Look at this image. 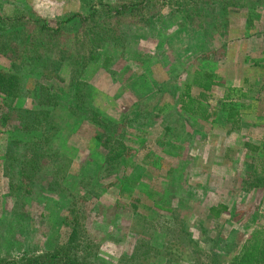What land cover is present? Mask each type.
<instances>
[{"label": "rangeland", "instance_id": "1", "mask_svg": "<svg viewBox=\"0 0 264 264\" xmlns=\"http://www.w3.org/2000/svg\"><path fill=\"white\" fill-rule=\"evenodd\" d=\"M104 1L127 0L88 4ZM239 2L152 0L111 22L62 26L66 81L46 82L56 104L33 118L45 123L41 141L4 150L23 116L14 108L38 109L31 74L20 98L0 93L1 258L51 253L71 235L87 264L228 263L264 223V0ZM15 10L50 26L86 13L81 0H0L1 15ZM22 41L0 33L1 68L25 57ZM78 54L89 55L84 65ZM195 69L222 84L207 121L182 109ZM227 87L236 130L226 122ZM117 142L127 155L108 173L104 147ZM219 204L226 210L214 218Z\"/></svg>", "mask_w": 264, "mask_h": 264}, {"label": "trees", "instance_id": "2", "mask_svg": "<svg viewBox=\"0 0 264 264\" xmlns=\"http://www.w3.org/2000/svg\"><path fill=\"white\" fill-rule=\"evenodd\" d=\"M84 2L85 14L78 12L71 14L65 21L56 23L55 26L48 25L45 20L37 14H31L28 16L22 12L13 11L12 14H0V33L17 34L23 39L22 44L27 47L26 55L17 64H12L9 69L0 67V93L4 96L11 98H20L24 81L29 74L34 78V84L36 88V106L38 109L29 110L22 106H19L15 112L23 114L19 118V121L12 123L9 128L8 136L5 137L4 142L6 149H15V146L22 147L26 145L27 141L35 140L39 138V134L42 135L44 129H46L45 123L35 124L32 122L33 118H38L44 114V111H48V108L53 107L56 104L53 95L49 92L47 81L63 82L65 80L63 76V68L65 67L66 50L61 45L62 26L72 20H79L80 27L86 26L89 22H96L99 20H106L111 22V19H115L116 16L124 14L127 11H135L145 7L152 0H127L112 4L104 1L99 2L96 5L88 4L89 0H81ZM168 1V0H163ZM196 1V0H192ZM231 1V3H237L239 0H219V2ZM249 0H240V5L247 3ZM252 5V4H251ZM227 8L224 9V11ZM17 25V26H15ZM83 29V28H82ZM89 56V55H88ZM85 54H78L77 59L81 60V64L86 63ZM39 63V65H35ZM264 63V60H263ZM69 77L67 78L72 84L74 83L75 70H68ZM35 72V74H34ZM65 72L66 69H65ZM34 75V76H33ZM66 81V80H65ZM222 85L216 80L214 73L207 70L195 69L194 75L191 81L184 85L183 91L180 96L183 112L198 116L204 121L213 119L215 111H211L210 99H212V89L215 86ZM192 87L196 88V91ZM224 102L226 105V122L230 124L232 130L239 129V117L240 112L237 105L233 102L232 96L234 89L225 88L224 90ZM244 94V93H242ZM12 116V114H5V118ZM30 120V122L28 121ZM41 141V137L39 138ZM36 144V143H35ZM245 145L251 149H257L255 145L248 142ZM105 156L109 161V167L105 168L108 173L116 170L114 166L115 161L123 160L127 155V144L114 143L106 145ZM37 163L42 158L46 157L45 152L42 151V146L39 150L34 151ZM33 152V153H34ZM39 152V153H38ZM30 156V154L27 152ZM32 155V154H31ZM31 157V156H30ZM40 159V160H39ZM132 165V164H131ZM222 210H226L224 204H219L217 207L212 206L210 212L214 218H217ZM72 243V236L69 235V239L62 244L61 247L55 249L51 253L44 255H33L24 260L19 261H6L0 257V264H87L83 260H77L72 252L74 245ZM72 252V254H71ZM227 264H264V223L256 225L252 230L247 233L246 237L242 240L239 249L234 253Z\"/></svg>", "mask_w": 264, "mask_h": 264}]
</instances>
